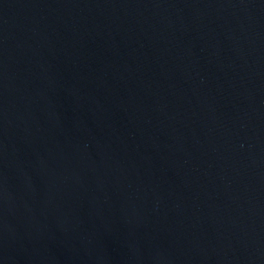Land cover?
Wrapping results in <instances>:
<instances>
[{"label":"water","instance_id":"1","mask_svg":"<svg viewBox=\"0 0 264 264\" xmlns=\"http://www.w3.org/2000/svg\"><path fill=\"white\" fill-rule=\"evenodd\" d=\"M0 264H264V0H0Z\"/></svg>","mask_w":264,"mask_h":264}]
</instances>
